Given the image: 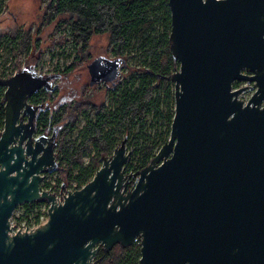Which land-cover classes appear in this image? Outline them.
Instances as JSON below:
<instances>
[{
	"label": "water",
	"instance_id": "1",
	"mask_svg": "<svg viewBox=\"0 0 264 264\" xmlns=\"http://www.w3.org/2000/svg\"><path fill=\"white\" fill-rule=\"evenodd\" d=\"M168 3L175 113L168 140L136 172L125 171L123 138L63 201L40 191L59 168L58 128L34 136L39 106L29 98L54 91L62 74L27 65L0 77V264H99L100 246L137 236L138 264H264V0ZM109 62L88 66L94 81L113 78ZM35 201L49 202V219L11 234L14 209Z\"/></svg>",
	"mask_w": 264,
	"mask_h": 264
},
{
	"label": "trees",
	"instance_id": "2",
	"mask_svg": "<svg viewBox=\"0 0 264 264\" xmlns=\"http://www.w3.org/2000/svg\"><path fill=\"white\" fill-rule=\"evenodd\" d=\"M43 2L45 4L35 34L42 25L55 21L56 27L69 30V36L63 40L75 44L77 55L74 63L60 71L70 77L83 67L89 55L91 39L105 34L106 53L109 56L106 59L111 60L107 64V72L113 77L104 78V82L98 80L90 83L91 73L87 67L89 79L81 84L80 95L74 100L57 104L58 92L45 89L29 98L30 103L42 102L44 107L36 120L37 128L49 133L55 128L59 130L57 155L61 182L70 186L76 178L80 185L86 184L102 165L103 158L112 155L118 140L115 134L129 136L136 125L140 126L141 132L134 135L131 144L139 145L137 151L142 152L145 158L139 166L131 165L127 173L142 169L153 158L149 160L155 147L162 146L168 140V136H152L146 128H153L156 134L161 124L168 123L171 126L175 113L174 82L171 76L178 70L180 62L173 57L170 46L171 11L168 0H39V9ZM160 23L164 28L156 33ZM5 26H0V43L2 38L9 37L18 47V57L28 53L32 46V28L28 27L21 36L22 29L15 19L11 18ZM133 42L139 43L136 64L129 62L133 55ZM37 45L36 42L34 47ZM119 67L126 70V83L118 88V78L114 74ZM134 72L140 75L139 84H135L136 74L131 75ZM100 83L101 86L98 85ZM241 86L242 82L234 83L236 88ZM4 92L5 87L0 86V132L5 119ZM108 92L112 98L116 95L117 104L113 109L106 107L105 100L101 98ZM81 116L85 118L83 132L80 137L72 138L71 134ZM150 136L152 140L147 143ZM121 137L119 140H122ZM159 138L160 143L157 141ZM91 146L95 154L85 164L83 157L91 154ZM128 165L126 163L125 166ZM25 205L32 207L34 203ZM140 247L137 242L126 247L116 244L109 251H100L97 259L99 264H138Z\"/></svg>",
	"mask_w": 264,
	"mask_h": 264
},
{
	"label": "rangeland",
	"instance_id": "3",
	"mask_svg": "<svg viewBox=\"0 0 264 264\" xmlns=\"http://www.w3.org/2000/svg\"><path fill=\"white\" fill-rule=\"evenodd\" d=\"M45 2L42 3L40 9H39V0H0V6H1V14H0V26L5 28L6 22L10 21L11 18L15 19L18 23V25L21 27V36L24 35V32L27 30L28 27L32 28V46L30 47V50L26 54H22L19 57L18 54V47L16 44L12 42V40L9 37H4L1 40L0 43V70L6 71L8 69H21L24 66L27 65H34L36 67L37 71L44 74H52L57 73L55 70H60V68H64L66 66H70L74 63L75 59L74 57L77 55L75 53V44L73 41H64L63 39L66 38V36H69V30L68 28L62 29L58 28L57 23L55 21L50 22L48 24H44L41 26V29L37 34H35V30L38 27L39 23V17L41 15V9H43V5ZM31 25V26H30ZM164 28V25L161 23L157 26L156 33H160ZM38 40V41H37ZM37 42V47H34V45ZM106 45H107V36L104 35H96L91 39L90 46L88 48V56L85 59V64L83 67H80V69L76 70L69 78L73 79L75 76H80V82L84 83L89 79V72L87 67L92 64L95 60H98L99 62H103L105 58L109 57L106 53ZM139 47V43L133 42L132 44V56L129 58V62L136 64L137 62V49ZM134 51V52H133ZM32 54H34L32 56ZM7 62H11L8 66H4ZM87 65V66H86ZM125 71V70H124ZM124 71H122L120 78L117 80L118 83L116 84V87H121L123 83H126L125 77H124ZM137 76V80L135 84L140 83V75H138L137 72L131 73L132 76ZM102 83L98 84L101 86ZM249 94V93H246ZM116 95L112 94L107 97H101L103 100H105V106L113 109L116 103ZM171 127L168 123L167 124H161L160 131L154 134L153 128L147 127L146 130L150 131L152 136H160L167 137V139L170 136V128ZM75 132V131H74ZM83 131L80 132L79 136H77V133H72L71 137H80ZM137 132L140 131V126L136 125L134 130H131L129 132V136L125 134H118L116 133L115 136L118 140H116L118 145L121 140H119V137L121 139L126 138L127 136V151H131L130 157L126 163H129L128 166H125V171L127 173V169L130 168V166H139V164H142L143 159L145 158L144 154L140 151H137L139 145L135 146L131 144V141L134 137V135L137 134ZM42 131L40 128H37V131L35 132L34 136H37L41 134ZM59 133V132H58ZM143 133V132H142ZM169 133V135H168ZM59 135V134H58ZM57 135V137H58ZM129 140V141H128ZM152 140L151 136L149 137V140L147 143H149ZM157 141L160 143V138L157 139ZM115 145V146H116ZM58 146V145H57ZM161 145L158 147H155L154 152L149 157V160L155 156L157 151L160 149ZM92 150V149H91ZM95 150V149H94ZM114 151V150H113ZM57 152V148H56ZM113 153V152H112ZM95 154V151L91 152V154H86L83 157L84 163L85 160L88 159L89 155L90 157ZM57 158L59 159L58 155ZM61 181H62V175L59 174ZM57 175V176H59ZM91 180V179H90ZM60 184V183H59Z\"/></svg>",
	"mask_w": 264,
	"mask_h": 264
},
{
	"label": "built area",
	"instance_id": "4",
	"mask_svg": "<svg viewBox=\"0 0 264 264\" xmlns=\"http://www.w3.org/2000/svg\"><path fill=\"white\" fill-rule=\"evenodd\" d=\"M75 58V57H74ZM11 62H7L4 66H8ZM67 67V66H66ZM66 67L64 68H60V70H64ZM60 70H55L56 72L60 71ZM125 69H123L122 67H119L116 73L115 78H120V75L122 73V71H124ZM19 71V69H8L6 71L0 70V77L3 78H7L10 77L12 75H14L15 73H17ZM126 72V70L124 71ZM40 73V72H39ZM44 74V73H42ZM125 77V75H124ZM243 86V83H242ZM236 88V87H235ZM248 91H243L242 93H240L239 97L243 98V99H247L250 96ZM109 93L106 94V97L109 98ZM174 111H175V107H174ZM85 126V118L84 116H81V118L79 119V121L76 124V127L73 131V133H77V136H79L80 132L83 131ZM74 138H78V137H74ZM93 152H94V148L93 146H91ZM88 156V159L85 160V164H87L90 161V156ZM77 172V171H75ZM132 173V172H131ZM60 172L58 170L52 172V173H46L44 175V179L40 184V191H49V192H54L57 195V200L58 201H63L64 196L68 195V192L70 190H76L78 188H81L82 186H84V184L80 185L78 179L74 178L71 182V185H65L63 184V182H61L60 178ZM59 175V176H57ZM60 183V184H59ZM34 205L32 207H27L25 204L26 203H22L19 204L13 211L12 216L10 218V226H11V234H16L17 232L20 231H30L32 229H35L41 225H43L48 219H49V214H48V210H49V202L47 201H35L33 202ZM137 242L140 244L141 246V237L137 236L134 240V243Z\"/></svg>",
	"mask_w": 264,
	"mask_h": 264
},
{
	"label": "flooded vegetation",
	"instance_id": "5",
	"mask_svg": "<svg viewBox=\"0 0 264 264\" xmlns=\"http://www.w3.org/2000/svg\"><path fill=\"white\" fill-rule=\"evenodd\" d=\"M63 72L64 71H58V73H61L62 75H61L60 78H57V79L54 80V83L57 84L56 85V89L54 90V91L58 92V97H57V101H56L57 104L65 103V102H68V101H72V100H74L76 97H78L80 95V89H81V84H82V82H80V76H75L73 79H71L67 75H65ZM99 74H103V72H99ZM92 75L94 76L93 72L91 73L90 83L91 82L94 83L96 80H99V78H97V77L95 78L94 77L96 79L94 81ZM99 82H104V81L102 79ZM106 94H105V97H106ZM33 105L39 106V108L37 109V116H36V120H37L38 116H39V113L43 110L44 107L42 106V102H39V103L33 104ZM42 132H44V131H42ZM58 132H59V130H58ZM46 133L52 134L53 132L52 133L46 132ZM133 181H135V178H132L130 180V183L133 182ZM102 250H106V249L103 248V246H100L98 251H97L95 260H99V259H97V256L100 253V251H102ZM106 251H109V250H106Z\"/></svg>",
	"mask_w": 264,
	"mask_h": 264
},
{
	"label": "bare ground",
	"instance_id": "6",
	"mask_svg": "<svg viewBox=\"0 0 264 264\" xmlns=\"http://www.w3.org/2000/svg\"><path fill=\"white\" fill-rule=\"evenodd\" d=\"M123 66V65H122ZM123 68V67H122ZM237 82V81H236ZM116 84V83H115ZM117 86V85H116Z\"/></svg>",
	"mask_w": 264,
	"mask_h": 264
}]
</instances>
